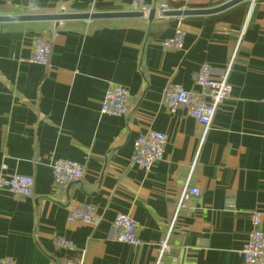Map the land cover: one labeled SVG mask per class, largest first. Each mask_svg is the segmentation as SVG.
I'll return each instance as SVG.
<instances>
[{
    "label": "crops",
    "instance_id": "0c3cea01",
    "mask_svg": "<svg viewBox=\"0 0 264 264\" xmlns=\"http://www.w3.org/2000/svg\"><path fill=\"white\" fill-rule=\"evenodd\" d=\"M232 0H146L152 9L207 10ZM132 0H0V16L131 11ZM244 5L242 18L217 17ZM183 18V17H182ZM177 17L0 23V182L35 178L33 198L0 188V259L15 264H247L241 250L261 215L264 230V0L224 12L184 17V48L166 49ZM52 40V67L30 63L34 39ZM229 65L231 96L211 128L182 107L161 106L169 83L198 91L195 73ZM111 84L131 94L129 115H104ZM168 135L164 158L149 172L131 161L135 141L149 131ZM57 160L76 161L85 178L54 182ZM201 195L178 211L187 180ZM70 204H90L103 216L92 228L68 222ZM118 213L139 224L140 246L111 238ZM177 216V217H176ZM72 241L61 251L55 239Z\"/></svg>",
    "mask_w": 264,
    "mask_h": 264
},
{
    "label": "built area",
    "instance_id": "2783aa9c",
    "mask_svg": "<svg viewBox=\"0 0 264 264\" xmlns=\"http://www.w3.org/2000/svg\"><path fill=\"white\" fill-rule=\"evenodd\" d=\"M176 1L187 4L190 0ZM155 9L158 19L164 18V13L172 10L166 5ZM131 11L147 16L151 12V8L146 4V0H132ZM183 26V18H178L174 36L162 41L164 48L173 50L184 48L186 32ZM52 53V40L45 35H39L34 39L33 54L28 61L48 69L52 67ZM230 70L231 65L226 72L216 75L209 63L202 64L194 75V81L199 90L188 91L180 85L169 83L161 99V106L173 114L182 107L186 108L189 116L203 125L207 132L213 124L219 107L232 94ZM130 102L131 94L127 88L111 84L107 88L101 113L118 117L128 116ZM167 143V134L149 131L135 141L131 161L144 171L149 172L156 163L163 160ZM85 175V167L76 161L57 160L53 165L54 182L61 188L82 181ZM35 183L33 176L15 174L4 178L0 182V188L7 189L15 196L26 200L34 197ZM200 195L199 188L192 186L189 178L181 192L178 211L185 208L192 198ZM68 210V222L70 223L78 222L96 228L103 221V216L90 204H70ZM251 220L253 229L240 253L247 264H264V230L261 228L260 213H254ZM172 229L173 226H171L168 236L161 241L157 264H164L165 259L173 254V246L170 243ZM111 238L120 243L140 246L139 224L129 214L118 213L112 223ZM55 243L61 251L74 252L76 250L75 244L64 237L56 238ZM0 264L15 263L12 259H0Z\"/></svg>",
    "mask_w": 264,
    "mask_h": 264
},
{
    "label": "water",
    "instance_id": "95a60500",
    "mask_svg": "<svg viewBox=\"0 0 264 264\" xmlns=\"http://www.w3.org/2000/svg\"><path fill=\"white\" fill-rule=\"evenodd\" d=\"M247 0H232L223 6L207 10H195V9H179L171 10L164 13L165 16H173L177 18L191 17V16H205L214 15L224 12L242 2ZM144 17L140 12H117V13H58L51 15H11L0 16V23L8 22H55L58 27L60 22L65 21H94V20H106V19H129V18H141ZM149 21L153 22L156 18V10H152L148 15Z\"/></svg>",
    "mask_w": 264,
    "mask_h": 264
},
{
    "label": "trees",
    "instance_id": "16d2710c",
    "mask_svg": "<svg viewBox=\"0 0 264 264\" xmlns=\"http://www.w3.org/2000/svg\"><path fill=\"white\" fill-rule=\"evenodd\" d=\"M244 13H245L244 5H241V6H238V7L234 8V9H232L228 13H225V14H222V15L218 16L217 18L220 21L231 22L235 17L242 18Z\"/></svg>",
    "mask_w": 264,
    "mask_h": 264
},
{
    "label": "rangeland",
    "instance_id": "374dc122",
    "mask_svg": "<svg viewBox=\"0 0 264 264\" xmlns=\"http://www.w3.org/2000/svg\"><path fill=\"white\" fill-rule=\"evenodd\" d=\"M152 10H153V9H152ZM152 10H151V11H152ZM154 10H156V9H154ZM62 12H65V11H62ZM62 12H61V13H62ZM65 13H67V12H65ZM132 163L134 164V162H132ZM79 182H81V181H79ZM79 182H76L75 184H77V183H79ZM70 186H71V185H70ZM68 187H69V186H68ZM76 223H78V222H76Z\"/></svg>",
    "mask_w": 264,
    "mask_h": 264
}]
</instances>
